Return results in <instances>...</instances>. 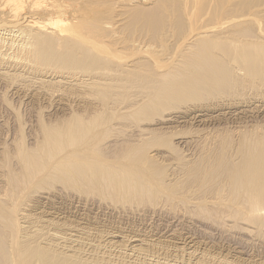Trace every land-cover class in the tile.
Returning <instances> with one entry per match:
<instances>
[{
	"label": "bare ground",
	"instance_id": "bare-ground-1",
	"mask_svg": "<svg viewBox=\"0 0 264 264\" xmlns=\"http://www.w3.org/2000/svg\"><path fill=\"white\" fill-rule=\"evenodd\" d=\"M30 1L0 0V51L19 52L26 61L0 53V74L15 64L25 73L9 78L27 76L26 83L39 89L62 84L103 100L40 122L32 146L19 137L1 151L0 264H264L245 250L264 248V131L255 126L209 136L196 130V139L178 141L198 146L185 153L171 144L174 134L159 139L164 133L147 127L131 136L128 124L184 105L186 114L234 106L243 114L260 105L264 0H53L43 8L34 4L43 22L22 18ZM113 29L133 42L125 38L131 53L109 69L110 57L117 61L107 50ZM151 43L162 52L149 53ZM131 90L124 112H115L117 122L109 124L104 111L122 101L108 102V95ZM185 113L165 120L181 123L190 117ZM195 114L194 121L206 122ZM231 142L236 147L229 151ZM160 146L166 151H155ZM55 183L83 198L127 203L121 206L125 215L199 224L204 237L166 246L142 235L76 225L39 202L52 196L45 191L61 193Z\"/></svg>",
	"mask_w": 264,
	"mask_h": 264
},
{
	"label": "rangeland",
	"instance_id": "rangeland-1",
	"mask_svg": "<svg viewBox=\"0 0 264 264\" xmlns=\"http://www.w3.org/2000/svg\"><path fill=\"white\" fill-rule=\"evenodd\" d=\"M42 1L43 0H31L29 2V5L26 6V9L23 13L25 15H23L22 18L24 20L43 22L44 17H39L38 15H36V12L39 9H36L34 7V4L36 3V4H39L40 6L42 5L41 8H43L46 5H48V6L53 5L54 2H53V0H46L45 3H43ZM235 1H237V0H235ZM60 19H62L64 22H67V23L69 22V24L72 23V19L70 16L69 17L68 16H62V17H60ZM114 20H115L114 23L116 21H118L117 18H114ZM116 24L117 23L112 25L114 29H116ZM69 26L66 27L64 30L66 31L69 28ZM114 29L108 31V37L110 38L111 45L107 48V50L114 56L115 59L117 58V61L116 62L113 61L112 57H110L112 65L110 66L109 69H113L115 66L124 64L125 56L127 54L131 53L129 50L128 51L125 50L126 48L129 47L126 43L127 39H125V38H129V36L127 35L128 33L124 32L123 34H120L118 30L115 31ZM65 31H63V33ZM132 42L133 41H131V39L129 38V44H132ZM152 45H153V47H152ZM158 47H159V45L151 43V46H150L151 49H147V50H149V53H156V52H158V50L162 52L161 47H159V48ZM59 50L60 51H58V53L64 51V49H63V51H61L62 50L61 48H59ZM168 52L166 54L171 59V57H170L171 51H168ZM0 53H3L5 55L7 54L6 57H11V58L13 57L15 59H18V61H20V63L26 64L25 59L22 57V55L19 52L2 50V51H0ZM100 54L102 55V53H100ZM166 54H165V57L167 59H169L166 56ZM20 57H22V58H20ZM160 57L161 58L163 57V59H166V58H164L163 53ZM14 66H15V64L11 66L12 69L8 68L7 71L5 70L6 75L0 74V153L2 150L7 149L8 147L11 148L13 143L14 142L16 143L20 138L22 140L20 139L21 141H19V142L23 141L25 145L32 146L34 144L35 140L39 137L38 133H37L38 132L37 127H39L38 124L40 122H44V123L46 122L47 124L52 123L56 120H59V119H62L64 117L68 116L69 114L77 113V112L84 110V107H87L86 104H89L92 101L93 102L95 101L96 103L97 102L100 103V100L101 99L103 100V98H100L101 96H98V99H97V97H94L93 95H92L93 97L86 96L87 95L86 92L84 93V95H81L83 90L77 91L76 88L71 89L70 87L62 85V84H58V85L53 84L52 86L50 85V87L48 85V87H45V89H39L37 83L35 85H34V83H31V82L26 83L27 79L25 77H27V76H23L24 78L23 77H21V78L17 77V79L14 76V78L16 80H13L14 79L13 77L9 78L10 74L14 75V73H16V71L19 73L23 72V71L17 70V69L21 70L22 69L21 67H16V66L14 67ZM24 73H25V70H24L23 74ZM12 85H13V87H12ZM30 85L32 87H35V89L33 90V88ZM14 86L18 87L20 89H26L28 91L26 92V90H25V92H23L20 90L21 92H19V91L16 92V90H14ZM36 87H37V90H39V91L36 90ZM130 92H133V93H130ZM126 94H127V92L115 91V92H111L108 95V97H107V100L109 99L108 102L113 103L115 100L118 101L119 98H120V101H122V103H120L118 101V103L120 104L121 107L116 105L118 103H115V102H117V101H115L114 102L115 107L111 106V104H110V107L108 108L109 110L104 111V113H108L109 114L108 116L112 119L109 124H111V123L113 124V123L117 122L116 121V119H118L117 115L119 113H121V114H119V117H120V115H122L121 111L123 110V112H124V110L126 108V104L129 103L127 101H129L133 98L134 91H132V90L129 91V94H127V96H126ZM84 96H86V97H84ZM261 103H260L261 106L259 104L250 105L249 106L250 110L248 109V112L249 111L250 112L249 113H243V114L237 113V111L235 110V108H237V107H235V106H234V108H230V107L228 108L227 107L226 108L227 110L225 108H223L222 110H218V109L212 110L213 112L211 111V113H214V114H211L210 112H208V113H200L199 112L198 113L196 110H194V111L191 110V111H189V113L186 114L185 113V111L187 109V107H185L186 105L180 106L178 108H170L168 111L166 110V111H162V112L157 113L156 115H154V117L149 118L147 121H136V123H134L135 121H132V120L129 121L128 124H129V126H131V128L129 129V135L130 134H131V136H133V134L136 135V132L138 131V129L139 130L142 128L147 129V127H150V129L154 128L155 130H157L158 133H160V132L162 134L164 133L162 135V137H164V138L160 137L159 139H165V138H168L167 136L170 137L171 134H174V136L171 137L170 140H173V141H171V144L174 147H176V150H180V152L185 151V153H186V150L191 147L192 149H194L193 150L194 152H197L198 146L196 144H193V146H190L191 144L180 145L179 144L180 142H178V141L179 140L183 141L184 139L186 140V139H190V138L196 139L198 137V134H196V133L199 131L204 132L201 134L209 133V136L214 132L224 131V130L232 132L234 135H236L235 133H237L238 129H251L252 127H255V126H257L259 129H262L264 131V104H263L264 100H262ZM116 106H118V107H116ZM251 107H253V108H251ZM258 108H260V109H258ZM110 112L112 114H110ZM115 112H117V113L119 112V113L116 114ZM182 113H185L187 116L190 115V117H189L190 119L189 118H187V120L184 119V121L181 123H177V122L181 121V120H177L176 123H174V124L172 122L166 121L169 118V115L174 116V115H180ZM194 113H196L195 115H197V116L204 115V120H206V122L197 123L196 121H194L195 120V117H193ZM124 114H126V113H123V115ZM185 114H183V116ZM211 116H213V117H211ZM103 117L107 120L106 115H103ZM17 120H18V122H17ZM130 123H132L133 125L132 124L130 125ZM137 124L141 128L138 127ZM102 128H99V129L101 130ZM119 128H123V127L119 126ZM184 129L186 131H184ZM196 130H197V132H196ZM188 133H190V134H188ZM233 145L235 146V143L233 144V142H231V146L229 148V151L235 149L236 146L234 147ZM159 148H161V151ZM158 149H159V151H158ZM164 149H165L164 147L162 149V147L160 146V147L156 148L155 151L164 152V151H166V149L165 150ZM0 178H1V176H0ZM2 179L3 178H1V180ZM0 183H1V181H0ZM59 185L57 183H55L54 187L55 188L57 187V189H59L57 191H60L61 193L57 194L56 192L53 191L54 189L53 190L51 189L50 192L45 191L46 193H48L47 194L48 196H51V195L52 196L48 200H45V201L42 199L44 197H42L39 200V202L43 203L44 206H46L45 207L46 209L48 207L49 209H53L55 212L60 213L61 218H64L65 221L75 223L76 225L82 223V225L80 224L79 226H83L85 224L84 225L85 227L88 225V227L94 228L95 230H98L99 232H106V233L107 232H116V233L122 234V235H138V236L142 235L141 237H145V238L150 239V240H158L159 242L161 241L162 244L166 245V246H169L172 243L175 244L178 242L180 244L181 240L184 237L186 238L188 236H192V237L196 238V241L202 240L203 239L202 237H204L203 233L199 227L200 226L199 224L190 225L187 222H183V223L178 222L177 223L176 221H172L171 219L166 218V217H155V216L151 217V216L146 215V214L145 215L144 214H141V215H132V214L128 215V214H126L125 215L123 213V211L125 209H122L121 206H123L125 204H126V206H128L127 203H122V204L119 203L117 205V204H114L112 201L110 202L109 199L102 201V199H100L98 196V199L100 200V203H99V200L94 199L97 197L83 198L84 195L79 196V194L76 193L75 191H72V189L71 190L70 189H68V190L63 189V191H64L63 192L62 188H61L62 185H60V186ZM1 187H2V184H1ZM51 191H52V193H51ZM54 194H56V195H54ZM90 198L91 199L93 198V199L91 200ZM87 199H88V201H87ZM84 200H86V201H84ZM76 201H77V203H76ZM90 202H92V203H90ZM85 203H88L87 204L88 206ZM126 206H124V207H126ZM116 208H118V209H116ZM60 215H59V217H60ZM88 223H90V224H88ZM75 224H73V225H75ZM191 226L193 228H191ZM88 227H86V228H88ZM195 229H196V231H195ZM198 232H199V234H198ZM216 238H219V237H216ZM221 240L222 239H220V241ZM258 246H259V248H258ZM258 246L257 245L256 246H251V245L245 246V247H247V249H245V250H246L248 255L253 256L256 259L258 258V260L260 259V260L264 261V248L262 245H258Z\"/></svg>",
	"mask_w": 264,
	"mask_h": 264
}]
</instances>
